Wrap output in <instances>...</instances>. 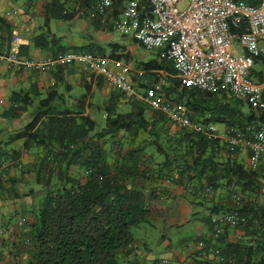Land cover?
<instances>
[{"label": "trees", "instance_id": "1", "mask_svg": "<svg viewBox=\"0 0 264 264\" xmlns=\"http://www.w3.org/2000/svg\"><path fill=\"white\" fill-rule=\"evenodd\" d=\"M27 1L43 2L47 20L63 22L88 13L97 2ZM238 1L258 6L261 0ZM124 5L125 0H113L108 20L119 19ZM14 31L13 23L0 15V51L10 48ZM51 36L45 32L31 41L46 48L53 44ZM95 49L76 52L104 55ZM111 53L135 71L129 73L134 92H120L89 70L113 90L98 117L87 113V95L74 108L56 88L45 97L35 87L11 94L1 117L17 121L28 112L33 116L17 132L0 130V204L10 210L7 219L0 218V264H142L140 244L151 249L149 228L161 233L163 243L169 230L159 207L176 197L187 202L191 219L208 232L187 246L211 243L216 230H222L215 241L221 258L201 260L193 247L198 264H264V162L249 167L241 152L225 141L228 132L251 139L264 127V96L258 104H245L225 90L186 87L164 52L141 63L129 54ZM21 56L36 60L23 52ZM255 73L257 82L264 81L262 73ZM151 90L156 99L183 109L204 131L179 128L152 109ZM217 125L224 127L223 135L216 132L221 138L209 132ZM28 181V190H17ZM20 212L22 218L15 217ZM232 213L246 221L235 227L226 224L224 217ZM236 232L241 234L237 238ZM229 235L233 239H226ZM172 263L167 259L152 264Z\"/></svg>", "mask_w": 264, "mask_h": 264}, {"label": "built area", "instance_id": "2", "mask_svg": "<svg viewBox=\"0 0 264 264\" xmlns=\"http://www.w3.org/2000/svg\"><path fill=\"white\" fill-rule=\"evenodd\" d=\"M112 5L113 0H97L88 12L89 17L108 24ZM113 27L146 51L162 49L186 87L213 93L225 90L245 104L255 105L263 99L264 81H255L252 72L258 59L263 60L264 65V47L260 46L264 41V0L258 6L238 0H125L123 20H114ZM21 54L20 44L13 40L8 50L0 51V63L40 73L77 64L103 77L120 92H134L129 65L113 70L105 58L74 51L45 60L24 59ZM148 104L179 128L204 131L201 125L188 120L183 109L156 99L152 90ZM209 132L212 137L221 138L215 126H210ZM225 141L232 150L249 153L251 168H256L264 158L262 126L254 131L251 139L240 132H228ZM245 221L238 213L224 217V222L233 227ZM221 232V229L216 230L211 243L200 241L191 245L199 259L221 258L222 251L215 245Z\"/></svg>", "mask_w": 264, "mask_h": 264}, {"label": "crops", "instance_id": "3", "mask_svg": "<svg viewBox=\"0 0 264 264\" xmlns=\"http://www.w3.org/2000/svg\"><path fill=\"white\" fill-rule=\"evenodd\" d=\"M0 15L5 16L13 23L15 26L14 40H17L20 44L23 55L32 59L45 60L62 52L88 51L91 48H96L97 51L104 50V55L98 56L105 58L109 67L111 65L113 70H118L126 64L112 58L113 54L111 52L129 54L132 60H136L138 63L148 62L139 52L140 48L143 47L131 38H125L116 32L113 22L118 18L114 16L110 17L109 23L105 26L98 25L89 17L87 12H80V17L69 22L48 21L44 3H30L27 0H0ZM119 19L123 20V15ZM46 21L49 23L45 24ZM45 32L51 33L52 36L48 41H53V44L46 48L34 46L31 41L32 38ZM78 36L83 38L81 42L76 41V39H80ZM54 40H56V44H54ZM260 46L264 47V41L260 43ZM156 57L150 61H153ZM131 70L134 74L135 71ZM255 71L262 73L264 76L263 60H258ZM140 73L142 72L139 71ZM160 74L165 75V73ZM252 78L255 81L258 80L256 73L252 74ZM34 87L42 97H45L49 91L56 88L59 96L66 100V104L74 108L87 95L85 103L87 113L96 117L101 113V106L111 101L113 91L103 80H100L99 77H93L89 70L81 65L60 66L49 73L38 74L31 70L19 72L18 69L12 66L0 63V106H2L0 130L14 133L25 126L22 122L27 121V119L31 120L32 112L25 113L17 121L6 120L1 117V114L9 108L10 96L14 91L22 90L26 92L33 90ZM217 129L220 130L218 125ZM15 146L20 147L21 142H16ZM240 158L244 159L248 165L249 154L246 151L241 152ZM179 190L172 189L171 192L177 195L183 194ZM2 207L1 205L0 218L7 219L6 216L10 215L9 207L7 209ZM159 208L165 218V227L169 230L166 237L163 238L165 254L162 255L160 260L169 259L173 262L172 264L187 260L189 263L198 264L194 248L187 246V244L206 236L208 233L206 227L197 219H191L192 209L180 197L164 202ZM226 239L231 240L233 237L229 235ZM140 245L137 255L142 264H152L155 260L158 261L153 250H148L142 243ZM207 263L216 264L213 260L207 261Z\"/></svg>", "mask_w": 264, "mask_h": 264}, {"label": "rangeland", "instance_id": "4", "mask_svg": "<svg viewBox=\"0 0 264 264\" xmlns=\"http://www.w3.org/2000/svg\"><path fill=\"white\" fill-rule=\"evenodd\" d=\"M181 7L182 8L185 7V3L184 2L181 3ZM79 38L80 39H76V41L81 42L83 40V38H81V37H79ZM139 52L144 56L146 61H150L152 58H155V56H157L158 54L163 53L162 49H159V50L155 49V50L146 51L144 48H140ZM110 68L112 69L111 65H110ZM1 110H2V106H0V111ZM218 127L221 130V131L219 130V133L223 135L224 134V129H223L224 127L223 126H218ZM172 129L175 130L176 128L173 127ZM25 185H26V187H24V188H23V186L22 187H18L17 190L20 191V192H23L24 190H28L29 186H32V184L29 181L26 182ZM15 217L22 218L21 212H20V214H17ZM149 231H150V234H151V238H150L151 250H153L155 257L158 258V260H160L162 255L165 254V246L163 245V243H160V240H159V236H160L161 233L158 230L151 229V228H149ZM240 235H241L240 232H236L234 237L237 238ZM213 262L216 263V260H213ZM178 263L179 264H189L187 260L178 261Z\"/></svg>", "mask_w": 264, "mask_h": 264}]
</instances>
